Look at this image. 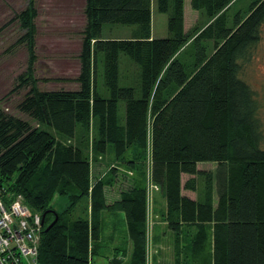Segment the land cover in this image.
I'll return each instance as SVG.
<instances>
[{"label":"trees","instance_id":"1","mask_svg":"<svg viewBox=\"0 0 264 264\" xmlns=\"http://www.w3.org/2000/svg\"><path fill=\"white\" fill-rule=\"evenodd\" d=\"M35 1L15 16L29 59L11 91L29 87L18 110L35 125L0 111V194L19 195L30 211L44 215L37 264H92L98 257L121 264L127 237L129 264H146L147 153L165 203L160 218L172 235L174 264L182 257L198 264H264V127L258 98L243 78L264 29V0H254L245 18L235 15L232 27L221 18L232 0H190L212 22L188 32L184 0H156L167 17V35L158 39L151 38L152 0H85L75 91L36 87ZM105 24L136 26L139 39L103 41ZM188 45L190 60L182 56ZM121 56L138 67L136 87H120ZM109 154L138 178L111 205L105 191L118 168L94 181L91 174L92 155ZM206 163L218 168L214 195L210 173L198 169ZM182 175L189 176L183 184ZM199 177L208 180L204 198L182 195L195 193ZM58 197L67 200L60 211L53 205ZM108 209L121 212L125 232L123 246L104 257L97 250ZM54 213L58 220L45 232Z\"/></svg>","mask_w":264,"mask_h":264},{"label":"rangeland","instance_id":"2","mask_svg":"<svg viewBox=\"0 0 264 264\" xmlns=\"http://www.w3.org/2000/svg\"><path fill=\"white\" fill-rule=\"evenodd\" d=\"M254 0H232L223 10L221 16L228 27H232L234 16L240 19L248 14L249 6ZM28 4V0H0V111L5 114L19 118L21 120L35 123L18 110V105L29 91V87L19 88L11 92L17 85V78L22 75L28 65L29 54L24 43H19V39L24 35L19 22L15 16L23 11ZM183 15L184 32L198 27L201 30L206 28L212 21H208L201 11L193 10L190 0H185ZM35 7L37 17L35 19L36 32L34 35V53L36 62L34 65L33 77L37 81V89L40 91H75L78 84L73 80L79 74V53L81 50L82 31L84 30L86 19L84 15L85 0H36ZM151 26L153 38H163L167 35V17L157 11L156 0H152ZM129 28L126 26L104 25L102 37L123 38L127 36ZM193 46H187L182 51V56L186 60L191 59ZM181 56V55H180ZM120 77L122 82L120 87H136L137 66L125 56L119 60ZM244 80L255 92L259 101V118L264 127V29L261 40L254 50L252 57L247 62L244 73ZM55 79H68V82H57ZM122 105L120 106L119 117H123ZM82 135L81 129L77 128V138ZM112 156L109 154L103 157L92 155V178L93 181L99 176H104L109 167L118 168V174L113 187L108 188L109 197L116 198L122 191L130 189L133 185L135 174L120 165L113 164ZM144 187L146 201L148 200V224L146 234V264H171L172 253L169 251L171 241L166 235L163 220L160 214L163 210V197L158 186L153 181V168L147 153L143 163ZM198 169L210 173V191L215 194L216 175L218 168L216 164H199ZM189 176L182 177V183L187 181ZM208 180L196 178V191H182V194L191 199H202L206 194V182ZM155 200V202H154ZM153 202L155 207H153ZM67 204L64 197L54 200V209L62 210ZM154 208V209H153ZM81 208H79V211ZM77 215H74V217ZM116 240L112 243V249L120 248L123 237L124 226L120 221L117 223ZM149 235V237H148ZM154 236V240H153ZM165 236V238H164ZM150 238V240H149ZM110 246V245H109ZM106 257V253L103 254ZM102 258H94L95 262H100Z\"/></svg>","mask_w":264,"mask_h":264},{"label":"built area","instance_id":"3","mask_svg":"<svg viewBox=\"0 0 264 264\" xmlns=\"http://www.w3.org/2000/svg\"><path fill=\"white\" fill-rule=\"evenodd\" d=\"M41 232L40 214L21 196L10 200L0 194V264H37Z\"/></svg>","mask_w":264,"mask_h":264},{"label":"crops","instance_id":"4","mask_svg":"<svg viewBox=\"0 0 264 264\" xmlns=\"http://www.w3.org/2000/svg\"><path fill=\"white\" fill-rule=\"evenodd\" d=\"M184 3H185V0H184ZM183 9H184V5H183ZM151 11H152V9H151ZM183 21H184V18H183ZM103 26H102V29H103ZM112 26H122V25H112ZM184 27L185 26H183V28ZM126 28H129V31H128L127 36H124L123 38H113V37L104 38V37H102V30H101L100 38L103 41H120V40L135 41V40L139 39V31H138V28L136 26H126ZM151 38H153L152 26H151ZM136 76H137V74H136ZM98 84L100 85V82ZM183 176H186V175H182L181 176V182H182V177ZM96 177H97V175H96ZM108 193H109V190H106L105 191V198H106V204L107 205H111L114 202L119 200V196L116 197V198H113V197L110 198ZM192 200H194V199H192ZM154 202H155V200H154ZM154 202H153V207H155V203ZM146 205H147V201H146ZM148 210L149 209H148V206H147V224H148ZM162 211H165V203H163V210ZM103 221H104V227H103V233H102V240H101V242L98 245V250L97 251L98 252L100 251L101 254L102 253L103 254L106 253V256L110 257V256H112V255H110L111 254V252H110L111 248L110 247H112V243H114V241L117 239L116 238V232L118 230L117 223H118V221H120V223L123 224V217H122L121 212H118L116 210L108 209L103 214ZM164 225H165V223H164ZM123 232H125V231L123 230ZM166 235L169 237L168 240L171 241L170 248H168V249H169V251H171L172 257H173L171 264H174V253H175V251H174V246L172 244L171 232L167 231ZM148 237H149V235H148ZM164 238H165V236H164ZM149 240H150V238H149ZM153 240H154V236H153ZM107 241L109 243L108 246H107ZM122 242H123V239H122V241H120V244H121L120 247L123 246ZM125 243H126V250L125 251L127 253H126V255L124 254L125 257H122L123 261H122L121 264H129V260L128 259H129V253L131 251V243H130L128 237H127ZM147 253H148V249H147ZM102 259L103 260H101L100 262H95L94 259H91V262H92V264H108L109 258L108 259L107 258H102ZM181 264H198V262L197 261L186 260L184 257H182V263Z\"/></svg>","mask_w":264,"mask_h":264},{"label":"water","instance_id":"5","mask_svg":"<svg viewBox=\"0 0 264 264\" xmlns=\"http://www.w3.org/2000/svg\"><path fill=\"white\" fill-rule=\"evenodd\" d=\"M54 220L52 221V223L46 228L45 232H47L58 220L57 215L54 213ZM43 221H44V215L41 218V225L43 226Z\"/></svg>","mask_w":264,"mask_h":264}]
</instances>
